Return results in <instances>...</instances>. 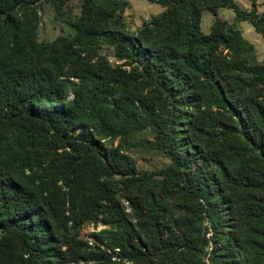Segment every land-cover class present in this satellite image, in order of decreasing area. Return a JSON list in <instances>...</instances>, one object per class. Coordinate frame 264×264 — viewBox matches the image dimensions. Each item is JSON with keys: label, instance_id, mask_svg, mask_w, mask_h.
Returning a JSON list of instances; mask_svg holds the SVG:
<instances>
[{"label": "trees", "instance_id": "obj_1", "mask_svg": "<svg viewBox=\"0 0 264 264\" xmlns=\"http://www.w3.org/2000/svg\"><path fill=\"white\" fill-rule=\"evenodd\" d=\"M151 1L131 33L127 0H81L45 40L38 0H0V264H264V59L238 27L264 42V9Z\"/></svg>", "mask_w": 264, "mask_h": 264}, {"label": "rangeland", "instance_id": "obj_2", "mask_svg": "<svg viewBox=\"0 0 264 264\" xmlns=\"http://www.w3.org/2000/svg\"><path fill=\"white\" fill-rule=\"evenodd\" d=\"M129 6L125 10V18L128 30L132 33L142 27L148 22L153 15L159 13L162 10V6L151 0H127ZM244 9H251L252 4L249 0H236ZM41 8L40 24H39V37L45 40H53L58 35L66 34L70 31L68 21L77 16L80 11L81 0H70L65 6V13L63 18H56L54 7L47 2V0H38ZM257 8L259 11L264 9V0H258ZM218 15L222 18H226L232 21L235 13L232 9L222 7L219 9ZM213 13L209 10L203 12L201 26L204 32H209L210 26L213 20ZM238 27L241 29L243 36L251 41L256 49V54L259 60L264 59V42L261 35L255 30L254 26L249 21L238 22ZM103 52L108 56L109 60L113 63L116 62L112 49L104 47ZM151 138V134L145 132L141 137ZM137 159L138 168L140 170H153L159 169L168 163V159L161 154L156 153L146 147L140 148L135 153ZM105 227L104 224L88 223L83 228L82 235L87 237L90 232L95 229H101Z\"/></svg>", "mask_w": 264, "mask_h": 264}]
</instances>
